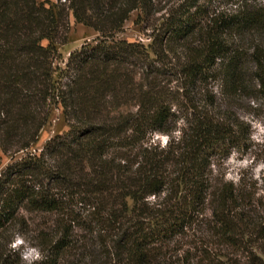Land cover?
Listing matches in <instances>:
<instances>
[{
    "label": "trees",
    "instance_id": "16d2710c",
    "mask_svg": "<svg viewBox=\"0 0 264 264\" xmlns=\"http://www.w3.org/2000/svg\"><path fill=\"white\" fill-rule=\"evenodd\" d=\"M229 3L170 10L146 45L118 33L154 0H0V148L28 150L53 105L71 125L1 172L0 235L38 212V264H264V175L213 177L248 135L234 101H264V0ZM71 14L100 35L58 67Z\"/></svg>",
    "mask_w": 264,
    "mask_h": 264
},
{
    "label": "rangeland",
    "instance_id": "374dc122",
    "mask_svg": "<svg viewBox=\"0 0 264 264\" xmlns=\"http://www.w3.org/2000/svg\"><path fill=\"white\" fill-rule=\"evenodd\" d=\"M51 1L55 2L56 0ZM191 1L154 0L152 14L145 16L141 10L133 11L126 20L123 31L118 33V38L128 41H142L146 45L150 44L152 42L151 35L157 32L158 27L163 21V17L170 10L182 4L187 5ZM258 1L263 2V0ZM199 3L208 7L211 12L231 7L229 0H199ZM99 35L100 33L94 28L77 22L73 14H71L67 41L57 44L60 56L55 61V65L65 67L71 52L80 49L86 43H93ZM220 89V81L218 79H211L208 87L204 88V92L206 93L209 90L216 93L222 108L228 110V108H231L228 104L229 100L226 99V96L224 97L220 94ZM233 106L239 117L246 123L248 135L240 145L232 150L229 156L215 158L213 165L214 182L216 183L221 180L235 183L242 180H258V182H261V177L264 175V167H260L264 165V101L259 98H252L249 95L237 98ZM181 120L183 121V118L179 121ZM183 125L178 123L177 128L180 130ZM70 128V122L64 115L62 105H53L48 120L40 131L38 140L28 150L10 154L4 153L0 148V175L9 163L21 159L26 155L27 151L40 153L49 140L57 135L66 134ZM161 135H164V133H155L152 136V141ZM169 136L171 139L172 134ZM157 143H159L158 140ZM258 168L259 171H257ZM229 176L231 179H226ZM22 213L24 214L22 219H18L0 235V253L5 250L6 255L10 256L9 263L11 264H23L19 252L9 248V244L14 237L18 234L28 244L37 247V244L40 243V239L38 238L39 231L42 228H47L52 222L47 215L38 212Z\"/></svg>",
    "mask_w": 264,
    "mask_h": 264
},
{
    "label": "clouds",
    "instance_id": "9594fccd",
    "mask_svg": "<svg viewBox=\"0 0 264 264\" xmlns=\"http://www.w3.org/2000/svg\"><path fill=\"white\" fill-rule=\"evenodd\" d=\"M174 110V109H173ZM180 125L184 124V121L178 122ZM172 136L175 137L176 141L179 142L182 136V132L177 128L176 131L172 133ZM159 141V148L166 150L170 141V136L167 134L161 135L155 139H153L152 144L155 145ZM260 167H264L261 165ZM259 171V168L257 169ZM226 179H231V177H226ZM145 203L149 206H153L157 203V197L155 194H149L144 198ZM9 248L13 251H18L20 254V259L23 264H38V262L44 259V256L41 253V250L33 245L28 244L24 238L20 235H16L14 239L10 242Z\"/></svg>",
    "mask_w": 264,
    "mask_h": 264
}]
</instances>
